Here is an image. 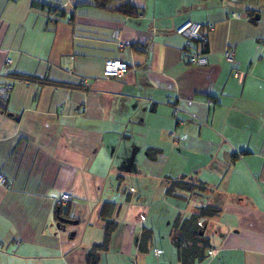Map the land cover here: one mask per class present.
<instances>
[{
    "label": "crops",
    "instance_id": "obj_1",
    "mask_svg": "<svg viewBox=\"0 0 264 264\" xmlns=\"http://www.w3.org/2000/svg\"><path fill=\"white\" fill-rule=\"evenodd\" d=\"M126 1L137 16L0 0V264H183L172 225L202 200L165 195L181 176L221 209L192 264H264V0ZM187 20L218 61L180 60ZM106 59L125 71L104 77Z\"/></svg>",
    "mask_w": 264,
    "mask_h": 264
},
{
    "label": "trees",
    "instance_id": "obj_2",
    "mask_svg": "<svg viewBox=\"0 0 264 264\" xmlns=\"http://www.w3.org/2000/svg\"><path fill=\"white\" fill-rule=\"evenodd\" d=\"M95 7L114 11L122 16H137L140 9L133 6L126 0H120L116 7H111L112 0H92ZM205 44L202 43L203 48ZM204 49V48H203ZM205 50V49H204ZM5 101L0 99V111L6 112ZM165 195L174 199L183 201L186 205L194 199H201L205 202H200V205L194 206L192 211L189 212L187 217L183 216V212L176 216L172 225L170 233L171 243L176 248L177 257L183 264H192L204 258L205 251L208 249L209 244L204 236L205 226L207 221L215 216H218L221 209L213 203H209V191L205 183L192 180L185 176L176 179H169ZM58 209L55 212L56 218L64 217L69 218L66 210H61V206H56ZM202 220V221H201ZM58 223V221H57ZM202 233L200 234V232ZM111 230L106 228L104 240L96 244L92 251L97 248H105ZM92 251L88 252L87 258L91 256Z\"/></svg>",
    "mask_w": 264,
    "mask_h": 264
},
{
    "label": "built area",
    "instance_id": "obj_3",
    "mask_svg": "<svg viewBox=\"0 0 264 264\" xmlns=\"http://www.w3.org/2000/svg\"><path fill=\"white\" fill-rule=\"evenodd\" d=\"M47 12L51 13L52 9H48ZM232 16L238 17L235 14ZM201 26L200 23L187 20L175 28V33L184 38V47L180 55V60L183 63L203 66L219 60L217 53L204 50V47H201L202 43L206 44L207 42L206 34L201 33ZM211 28L212 25L210 23L207 24V29L210 30ZM222 59L229 63H234V48L232 46L223 50ZM6 62H10V60L6 59ZM125 69L126 65L124 63L114 59H106L103 67V76L106 78L116 77L123 73ZM234 74L237 76L239 72L235 71ZM11 88L12 85L9 82L0 83V99L7 100ZM0 183H5V178L2 175H0ZM51 198L56 205H61L71 200V195L68 193H52Z\"/></svg>",
    "mask_w": 264,
    "mask_h": 264
},
{
    "label": "water",
    "instance_id": "obj_4",
    "mask_svg": "<svg viewBox=\"0 0 264 264\" xmlns=\"http://www.w3.org/2000/svg\"><path fill=\"white\" fill-rule=\"evenodd\" d=\"M58 221L59 222H61V223H63V224H65V223H67V224H76V221L75 220H73V219H67V218H64V217H59L58 218ZM202 233V231L200 232V234ZM208 253V251L206 250L205 251V254H207Z\"/></svg>",
    "mask_w": 264,
    "mask_h": 264
},
{
    "label": "rangeland",
    "instance_id": "obj_5",
    "mask_svg": "<svg viewBox=\"0 0 264 264\" xmlns=\"http://www.w3.org/2000/svg\"><path fill=\"white\" fill-rule=\"evenodd\" d=\"M202 202H205V201H202ZM211 226V225H210ZM210 227H209V225H208V227H207V229H206V232H205V235H209V233H210V230H208Z\"/></svg>",
    "mask_w": 264,
    "mask_h": 264
}]
</instances>
